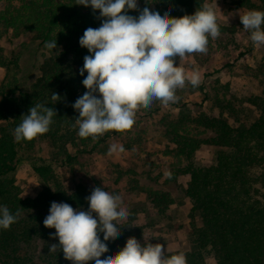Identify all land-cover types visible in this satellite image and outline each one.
Here are the masks:
<instances>
[{"label":"trees","instance_id":"trees-1","mask_svg":"<svg viewBox=\"0 0 264 264\" xmlns=\"http://www.w3.org/2000/svg\"><path fill=\"white\" fill-rule=\"evenodd\" d=\"M152 11L172 17L192 15L209 0H145ZM237 6L262 5L264 0H234ZM23 9L12 4L0 11V37L11 42L13 37L24 35L36 41L42 56L38 76L28 88L18 77L20 66L15 47L0 45V207H7L18 215L10 229L0 228V264H72L64 258L62 250L49 253V246L59 244L54 228L43 221L49 214L52 202H64L74 209L88 208L87 197L93 187L81 183L67 187L53 171L51 164L58 156L67 155L68 148L81 153L92 138H81L75 120L79 113L73 108L75 101L87 89L80 75L88 50L79 44L84 31L101 26L102 18L91 9L76 4V0H29ZM139 13L135 16L138 17ZM220 27V26H219ZM222 28L220 27V30ZM56 40L57 48L48 50L45 42ZM261 80L257 93L249 94L239 103L219 97L210 98L216 113L200 112L190 119L185 115L168 119L163 115L171 152L178 159L172 170L173 180L185 176L184 194L189 202L190 248L182 251L167 250L171 256L183 252L187 264H206L211 256L215 264H264V56L258 66ZM204 94L206 88L197 87ZM56 93L60 99L52 100ZM54 108L50 130L32 141L16 142L14 129L24 115L36 104ZM211 109V110H213ZM202 127L208 135L189 136L181 133L184 122ZM118 132H108L106 136ZM39 141L52 148L51 159L34 166L40 176L41 189L35 196H23L11 176L16 167L20 147L33 148ZM201 145L215 149L211 163L197 164L194 153ZM183 161L184 163H181ZM152 207L158 216L166 214L173 202L170 193L158 188H145ZM134 218L120 223L122 234L107 243L109 251L101 257L115 255L130 237L142 244L158 243L147 234L145 227ZM103 240V234H101ZM94 264V261L89 262Z\"/></svg>","mask_w":264,"mask_h":264},{"label":"clouds","instance_id":"clouds-1","mask_svg":"<svg viewBox=\"0 0 264 264\" xmlns=\"http://www.w3.org/2000/svg\"><path fill=\"white\" fill-rule=\"evenodd\" d=\"M76 4L98 10L102 18L100 27L87 28L79 39L89 53L80 69L81 76L87 72L82 81L87 91L73 104L79 113L75 120L79 137L95 141L108 132H126L133 127L139 108H150L157 100L168 106L179 101L177 89L186 83L199 86L200 72H186L175 58L207 53L209 37L220 36L216 6L205 3L194 14L176 18L148 7L140 10L138 0H76ZM129 11H139L138 17ZM240 21L253 44L264 45V11L250 10ZM45 48L56 49V40L45 42ZM59 99L52 94V100ZM54 116V108L32 106L14 129L15 141H32L46 134ZM124 151L122 145L112 144L109 155ZM165 176L172 178L171 172ZM86 199L87 211L64 202L51 203L43 224L55 229L52 235L59 244L50 245L49 253L62 250L72 264H187L183 252L168 256L163 245L142 244L135 237L128 238L115 255L101 259L109 251L106 242L122 234L120 223L129 212L120 195L103 187H95ZM18 215L0 207V228L10 229Z\"/></svg>","mask_w":264,"mask_h":264},{"label":"rangeland","instance_id":"rangeland-1","mask_svg":"<svg viewBox=\"0 0 264 264\" xmlns=\"http://www.w3.org/2000/svg\"><path fill=\"white\" fill-rule=\"evenodd\" d=\"M26 0H0V11L12 4L18 10L23 9ZM29 1V0H27ZM38 1V0H35ZM214 5L218 25L222 28L216 39L209 37L206 54H190L184 58L176 57L178 66L186 72L198 70L201 82L207 91L208 100H202L204 94L186 83L183 89H177L179 101L164 106L154 101L150 108H139L135 123L130 130L114 133L103 140L90 141L81 153H74L68 148L67 155L58 156L51 167L59 180L67 187L81 183L87 187H103L105 191L120 195L127 207L132 223L143 225L146 233L164 246L165 250L182 251L190 248L189 202L184 194L185 176L173 180L166 178V172H172L178 163L173 156L172 143L162 123L163 115L178 118L185 115L193 117L200 112L216 113L210 98L219 97L222 103L231 99L237 104L249 94L257 93L261 76L258 66L264 56V45L255 46L250 40V32L243 29L240 16L250 10L264 11L262 5L253 7L237 6L234 0H209ZM83 8L91 9V7ZM138 7L151 9L145 0H138ZM139 11H129L135 16ZM99 15V11H96ZM36 41L24 35L13 37L11 42L5 36L0 37V45L5 48L15 47L18 54L20 72L18 77L22 86L28 88L38 76V64L42 58ZM3 70L0 68V79ZM213 109V110H211ZM181 133L194 137H205L208 132L186 120ZM112 144L122 145L123 153L109 155ZM52 148L46 142L39 141L33 148L20 147L17 152L16 167L11 176L23 196H35L41 189L40 176L34 166L42 165L44 159H51ZM215 149L201 145L194 153L197 164L211 163ZM181 163H184L181 161ZM145 188H158L170 193L173 202L163 217L158 216L152 207ZM83 210L87 211L88 208ZM206 264H215L211 256L206 257Z\"/></svg>","mask_w":264,"mask_h":264}]
</instances>
